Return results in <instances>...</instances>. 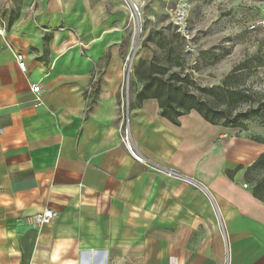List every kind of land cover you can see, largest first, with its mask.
Here are the masks:
<instances>
[{"label": "crops", "instance_id": "obj_1", "mask_svg": "<svg viewBox=\"0 0 264 264\" xmlns=\"http://www.w3.org/2000/svg\"><path fill=\"white\" fill-rule=\"evenodd\" d=\"M0 18V264H264L246 175L263 144L194 111L172 125L156 100L136 105L135 79L133 148L205 190L121 142L123 1L0 0ZM44 209L51 223H27Z\"/></svg>", "mask_w": 264, "mask_h": 264}, {"label": "rangeland", "instance_id": "obj_2", "mask_svg": "<svg viewBox=\"0 0 264 264\" xmlns=\"http://www.w3.org/2000/svg\"><path fill=\"white\" fill-rule=\"evenodd\" d=\"M133 1L140 12V34L134 38L136 65L155 54L159 57V34L164 35L179 51L182 70L190 78L189 91L212 107H235L234 114L250 116L243 134L264 138V64L258 66V59L264 63V0ZM178 5L184 9L186 33H180L173 21ZM131 42L130 35L128 49ZM253 56L257 60L248 68L238 69ZM137 87L133 85L135 92ZM227 90L249 98L235 104ZM262 177L264 170L251 179Z\"/></svg>", "mask_w": 264, "mask_h": 264}, {"label": "trees", "instance_id": "obj_3", "mask_svg": "<svg viewBox=\"0 0 264 264\" xmlns=\"http://www.w3.org/2000/svg\"><path fill=\"white\" fill-rule=\"evenodd\" d=\"M159 57L155 54L151 59L140 60L134 69V79L140 90L136 92L135 101L139 105L145 100H156L159 115L174 126H179V119L191 111L198 113L207 123L231 129L245 131L250 116L233 113L235 107L217 108L195 97L188 89L190 78L182 70L179 51L168 43V39L159 34ZM180 47V46H179ZM181 50V49H178ZM256 56L251 57L238 66V69L248 68ZM262 66L264 63H259ZM227 98L235 104L245 102L249 97L241 91H226ZM222 121V122H221ZM254 141L264 145V138L253 137ZM264 170V153L246 170V175L260 173ZM252 195L264 203V177L253 181Z\"/></svg>", "mask_w": 264, "mask_h": 264}, {"label": "built area", "instance_id": "obj_4", "mask_svg": "<svg viewBox=\"0 0 264 264\" xmlns=\"http://www.w3.org/2000/svg\"><path fill=\"white\" fill-rule=\"evenodd\" d=\"M125 4L127 9V25L126 29L129 30L131 35V46L129 47L127 53L123 57L120 70V84L118 88V98H119V115H120V135L121 142L125 146L130 157L137 163L145 165L155 172L161 173L163 176L171 179L182 180L186 183L192 184L196 187H200L193 179L183 177L180 173L174 171L170 168L157 167L152 165L148 160H146L142 155H140L131 143L130 137V114L131 106L133 100V79H134V69L136 66V51L134 38L140 34V12L139 8L133 0H121ZM185 13L182 5L177 6V10L174 14V24L178 27L180 33H186V28L184 27ZM6 30L5 21L0 18V38L4 39ZM187 39L186 36H183ZM6 48L11 50L6 40H4ZM137 44V43H136ZM135 46V47H134ZM13 56L17 67L21 73L26 72V63L24 61L23 55L20 53L13 52ZM35 85H30V90H34ZM39 101L38 99H36ZM202 190L204 188L200 187ZM56 217V213L50 209H44L40 213H37L31 217H28L27 223L33 227H40L51 223V221Z\"/></svg>", "mask_w": 264, "mask_h": 264}]
</instances>
